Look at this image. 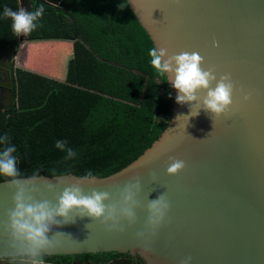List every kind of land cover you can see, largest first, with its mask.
Segmentation results:
<instances>
[{
	"label": "water",
	"instance_id": "water-1",
	"mask_svg": "<svg viewBox=\"0 0 264 264\" xmlns=\"http://www.w3.org/2000/svg\"><path fill=\"white\" fill-rule=\"evenodd\" d=\"M18 1L28 12L26 0ZM43 1L58 6L62 0ZM128 2L156 47L167 48L169 54L197 51L204 57V67H214L217 75L230 73L242 92L234 95L229 116L216 119L213 126L209 114L201 110L189 119L184 131L185 121L182 118L178 123L176 117L187 115L190 106L176 103L177 92L168 82L174 114L159 140L120 172L96 177L95 184L83 186L86 194L92 190L115 192L139 177L141 206L136 223L123 233H107L98 222L89 230L85 225L91 220L77 218L75 223L52 231L70 234L81 243L66 240L45 256L131 252L141 255L147 264H180L187 256L192 257L191 264H264V0ZM213 40L218 41V47H212ZM23 43L20 36L15 58ZM0 54L6 61L0 62V72L6 71L9 88L8 106L0 111H6L14 107L9 78L14 50L0 44ZM243 94H250L247 102H240ZM169 157L185 161V169L167 175ZM153 172L155 182L149 178ZM59 178L64 182L61 188L41 194L53 203L63 187L78 177L48 179L56 183ZM163 192L170 210L165 224L146 245L135 239L144 228L145 197L155 199ZM12 195L6 182H0V221L12 207ZM0 262L19 264L7 254L2 234Z\"/></svg>",
	"mask_w": 264,
	"mask_h": 264
},
{
	"label": "trees",
	"instance_id": "trees-1",
	"mask_svg": "<svg viewBox=\"0 0 264 264\" xmlns=\"http://www.w3.org/2000/svg\"><path fill=\"white\" fill-rule=\"evenodd\" d=\"M40 4V27L23 37L25 66L12 73L14 107L0 111V137L16 146L25 176L110 177L151 148L173 117L169 84L149 66L155 45L128 0L35 1L28 12ZM6 6L20 9L18 0H0V44L17 51ZM61 139L74 159L55 149Z\"/></svg>",
	"mask_w": 264,
	"mask_h": 264
},
{
	"label": "clouds",
	"instance_id": "clouds-1",
	"mask_svg": "<svg viewBox=\"0 0 264 264\" xmlns=\"http://www.w3.org/2000/svg\"><path fill=\"white\" fill-rule=\"evenodd\" d=\"M44 13L43 4L30 12L22 8L13 11L6 6L3 17L11 20V31L15 36L26 37L40 27L39 21ZM218 46V41L213 40L212 47ZM147 56L154 77L161 83L171 82L176 90V103L190 106L187 115L179 114L176 117L178 123L182 118L185 121L184 131L189 119L198 116L201 110L209 114L213 126L216 119L229 116L234 95L242 92V89H237L230 73L217 75L214 67H204V57L197 51L169 54L167 48L154 46L148 50ZM249 99L250 94L240 96V102ZM0 145L5 146L0 150V179L6 182L13 193L12 207L0 221V234L5 238L7 254L18 260L19 264H46L45 255L58 249L66 240L81 243L70 234L52 231L53 227L75 223L77 218H89L91 223L85 225L89 230L92 223L98 222V226L107 233H123L136 223L137 209L141 206L139 177H133L115 192L92 190L86 194L83 186L97 182L95 174L89 170L64 186L53 203L41 194L56 192L64 183L63 179L52 183L47 177H39V169L33 171L31 176L23 175L17 166L16 146L8 144L7 135L0 137ZM54 147L65 154V161L77 155L67 140L56 141ZM185 167V161L169 157L166 174L177 175ZM149 178L155 182L156 174L151 173ZM145 199L144 210L147 215L144 228L135 234V239L148 245L150 238L165 224L171 205L166 192L155 199H148V195ZM148 250L149 247H146L145 251ZM191 262L192 257L187 256L180 264Z\"/></svg>",
	"mask_w": 264,
	"mask_h": 264
},
{
	"label": "flooded vegetation",
	"instance_id": "flooded-vegetation-1",
	"mask_svg": "<svg viewBox=\"0 0 264 264\" xmlns=\"http://www.w3.org/2000/svg\"><path fill=\"white\" fill-rule=\"evenodd\" d=\"M35 1H42L44 3L43 0H26L25 8L29 9L31 3ZM17 51L14 50V57L12 60V67L9 76L11 88H12V73L16 68V64H17L15 58V56L17 55ZM0 56H1L0 62L1 63L6 62L3 59L4 58L3 55L0 54ZM5 72H0V108L8 106L7 91L9 88L7 86V77ZM45 260H46V264H147L141 255H139L138 253H131V252H104V253L57 255V256L55 255V256H45ZM15 261L18 260L14 259V262ZM0 264L3 263L0 262Z\"/></svg>",
	"mask_w": 264,
	"mask_h": 264
},
{
	"label": "rangeland",
	"instance_id": "rangeland-1",
	"mask_svg": "<svg viewBox=\"0 0 264 264\" xmlns=\"http://www.w3.org/2000/svg\"><path fill=\"white\" fill-rule=\"evenodd\" d=\"M25 43L21 45V50L19 53V57H18V65L19 66H25L24 60H25V55L27 54V48L25 47ZM45 73H47L46 71H44Z\"/></svg>",
	"mask_w": 264,
	"mask_h": 264
}]
</instances>
